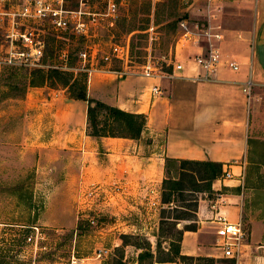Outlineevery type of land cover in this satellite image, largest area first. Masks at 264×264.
<instances>
[{
	"label": "rangeland",
	"instance_id": "374dc122",
	"mask_svg": "<svg viewBox=\"0 0 264 264\" xmlns=\"http://www.w3.org/2000/svg\"><path fill=\"white\" fill-rule=\"evenodd\" d=\"M81 1L88 4L85 11L91 14H100L105 8L103 0H70L68 9L77 10ZM233 1L217 0L207 8L205 0H127L113 24L96 16L98 21L90 27L88 38L54 32L47 23H29L42 45V56L29 61V66H22L21 59L10 55L21 48L13 47L6 38L7 20L0 22V132H7V148L0 160V264H139L138 256L145 252L151 256L143 258L140 264H154L170 258L171 243L178 240L186 227H193L190 221L194 217L175 218L183 213L193 216L194 208L187 205L194 197L198 203L202 201L208 212L219 210L216 194L191 192L189 179L181 176L179 170H173L170 177L183 183L184 190L173 193L172 202L163 205L162 184L155 191L151 184L144 183L128 195L119 183L106 181L101 172L94 171L95 177L84 182L73 167L72 155H50L44 160L38 143L32 144L24 136L31 128L27 117L32 116L27 115L22 101L25 97L17 98L19 92L11 88L22 89L29 75L38 69L73 73L72 79L80 85L84 82L82 75L86 74L88 82L90 73L82 70L78 54L94 50L100 62L102 53L112 44L127 45L131 62L114 63L111 70L140 73L149 59L154 73H165L173 69L175 47L184 33L179 24L185 21L197 32L195 23L205 21V15L217 9L218 4ZM151 21L154 30L150 37L142 30ZM68 55L71 61L67 60ZM50 84L45 86L64 89L58 82L53 88ZM253 94L256 97L251 98L249 126L251 136L258 140L248 152L244 177L248 187L264 186V178L257 180L264 172V87L253 90ZM41 130L42 127L38 133ZM89 193H93L91 198ZM179 193L185 201H181ZM263 194L262 189L255 194L247 191L246 215H252L257 208L264 214ZM81 205L84 209L79 208ZM217 244L215 235L213 262L189 264H236L247 257L242 247L238 260H225Z\"/></svg>",
	"mask_w": 264,
	"mask_h": 264
},
{
	"label": "crops",
	"instance_id": "0c3cea01",
	"mask_svg": "<svg viewBox=\"0 0 264 264\" xmlns=\"http://www.w3.org/2000/svg\"><path fill=\"white\" fill-rule=\"evenodd\" d=\"M207 14L194 27L208 29L210 37L199 43L180 40L175 47L173 68L180 65V70L152 77L89 74V98L145 115L146 127L139 139L88 136L87 103L69 99L65 89L46 86L29 88L22 100L27 115H32L27 117L31 128L24 136L30 143H38L44 160L50 155H72L73 167L84 182L95 177L94 171L101 172L106 181L119 183L128 195L144 183L160 190L166 158L221 164L222 174L228 171L231 177L212 183L213 193L221 197L218 211L231 223L241 220L246 231L243 249L247 257L236 264H264V214L255 208L248 216L245 209L247 191L255 194L264 191V186L248 187L244 181L250 142L258 140L251 136L249 126L251 100L256 97L253 90L264 87V0L223 2ZM209 46L218 49L219 62L206 80L195 57ZM230 63L238 69L232 70ZM247 83L251 84L249 94ZM154 87L159 95L152 93ZM6 134L0 132V160L7 148ZM263 178L264 172L257 180ZM215 213L205 210L202 201L198 203L196 217L190 221L195 229L183 231L179 243L181 255L215 258Z\"/></svg>",
	"mask_w": 264,
	"mask_h": 264
},
{
	"label": "built area",
	"instance_id": "2783aa9c",
	"mask_svg": "<svg viewBox=\"0 0 264 264\" xmlns=\"http://www.w3.org/2000/svg\"><path fill=\"white\" fill-rule=\"evenodd\" d=\"M70 0H0V22L7 20L6 38L10 41L13 47H20L19 52L13 55L22 60V66H29L30 62L37 61L42 56V45L38 41V35L35 29L29 23H47L49 28L54 32L65 33L69 36L88 38L90 36V27L95 25L98 21L95 17L99 16L100 20L106 19L110 24H113L117 19V12L119 8L127 3V0H103L105 8L100 14H91L86 12L88 4L84 1L79 3L76 10L68 9ZM156 1V0H155ZM217 0H205L206 7L209 8L213 2ZM229 1V0H226ZM218 7V5H217ZM180 27L184 33L181 35V40L184 42L199 43L200 39H208L210 37L208 29H200L194 32L190 29L187 22L182 21ZM153 23L149 24L144 32L151 37L153 34ZM215 37H218L215 35ZM208 41V40H207ZM79 61L82 64V70L88 73L92 72H112L127 74V72H116L110 69L114 63L127 65L130 61L129 47L112 44L107 52H103L100 57V62L97 61L96 52L84 50L78 54ZM30 61V62H29ZM10 62V61H9ZM196 64L203 71L202 78L210 79L211 75L215 73L219 62L218 49L209 46L205 53L195 57ZM95 63L102 64L101 68H97ZM229 67L232 70H237L238 66L230 63ZM154 67L148 59L146 64L142 67L140 72L144 77H152L162 75L161 73H154ZM180 70L181 66L174 67ZM173 68V69H174ZM251 84L247 83L246 93L249 94ZM154 95H159L160 90L157 87L152 88ZM231 173L226 171L220 178L228 179ZM93 193L87 196L92 197ZM218 199L220 195L216 194ZM213 223L216 225L215 235L218 239L217 248L221 252V256L225 260H238L241 255L242 247L246 239V231L242 221L231 223L220 211H217L213 217Z\"/></svg>",
	"mask_w": 264,
	"mask_h": 264
},
{
	"label": "trees",
	"instance_id": "16d2710c",
	"mask_svg": "<svg viewBox=\"0 0 264 264\" xmlns=\"http://www.w3.org/2000/svg\"><path fill=\"white\" fill-rule=\"evenodd\" d=\"M146 30V29H145ZM144 30V31H145ZM142 30V32H144ZM67 60L71 61V55L67 56ZM170 71V70H168ZM167 71V72H168ZM14 74H11V77ZM73 73L60 71L59 69H50L43 71L38 69L29 75V81L18 89L16 86L12 90H16L19 94L16 96L23 99L28 88L52 86L58 82L60 86L68 90L69 99L86 102L87 107V134L88 136L100 139L102 137L110 138H126L136 140L139 139L146 127L145 115L132 114L124 112L118 108L108 106L102 102L96 101L87 96V76L83 74L84 82L80 85L77 79H72ZM252 143L250 142V145ZM179 170L181 176L189 179V190L193 193L212 194V183L219 179L222 175V165L215 162H201L180 159H165L164 174L165 178L162 181L161 203L170 204L172 194L175 192H182L184 184L178 179L170 177L172 171ZM180 186V187H178ZM166 191H168L166 193ZM181 201H185L182 193H179ZM187 207H193L192 215L183 213L182 216L175 218L176 220H188V217H196L195 214L198 208V198H193ZM195 227H186L184 231H193ZM183 232L180 234L177 241L171 243L169 249L170 258L157 263L179 262L181 264H189L194 261L213 262L212 258L201 256H184L180 254V240ZM151 255L147 252L140 253L138 256V263L145 257Z\"/></svg>",
	"mask_w": 264,
	"mask_h": 264
}]
</instances>
